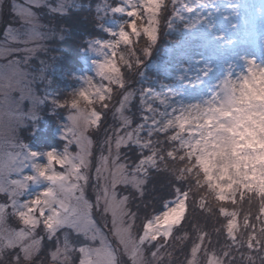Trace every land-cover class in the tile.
<instances>
[{
	"label": "snow or ice",
	"instance_id": "snow-or-ice-1",
	"mask_svg": "<svg viewBox=\"0 0 264 264\" xmlns=\"http://www.w3.org/2000/svg\"><path fill=\"white\" fill-rule=\"evenodd\" d=\"M3 4L0 0V9ZM75 4L76 0H58L55 6L47 0H12L10 11L18 26H7L0 41V58L11 57L8 66L27 65L37 51L45 50L42 41L57 35L52 29L42 31L47 25L33 9L47 7L66 16ZM245 4L242 0H105L97 5L98 20L111 13L123 15L125 22L116 31L105 29L108 38L89 42L104 56L97 64L99 84L87 78L86 86L75 94L88 104L101 103L111 111L116 125L105 130L97 153L91 137L103 128L107 113L94 107L82 110L76 100H52L59 107L74 110L68 115L67 143L62 154L54 150L44 153L49 187L23 202L28 182L37 179L24 176L23 169L40 153L28 151L24 142L13 145L7 175H0V195L6 197V202L0 203V264H161L166 256L171 258L168 241L187 211L180 189H176L179 202L164 201L157 214L136 231L129 195L123 190L130 188L144 195L148 167L156 164L155 153L141 152V159L130 168L122 161L121 152L130 145L149 149L151 140L140 135L146 130L150 138L156 132L176 129L169 139L190 148L205 172L214 171L217 160L227 161L230 155L238 154L239 130L247 106L255 103L264 109V4L257 10L258 29ZM162 34L175 40L159 61L148 63ZM237 66L242 74L234 72ZM134 69L160 74L163 81L170 82L160 84L167 92L156 91L151 83L133 88L129 74ZM137 74L144 84L147 72ZM39 78H43L42 72L34 75V79ZM92 93L98 94L97 101L90 98ZM29 94L33 107L47 99L32 96L31 89ZM177 94L206 98L181 108L179 115L159 112L150 102L167 105L168 97ZM133 105L139 112L135 125ZM26 113L24 120L36 119L33 110ZM165 116L169 118L161 121ZM72 145L75 151L70 150ZM89 186L94 200L87 195ZM95 213L100 215L99 221ZM9 217H15L19 227L12 226ZM45 239L54 242L46 254ZM161 239L164 243H159ZM248 247L253 248L251 241Z\"/></svg>",
	"mask_w": 264,
	"mask_h": 264
},
{
	"label": "trees",
	"instance_id": "trees-1",
	"mask_svg": "<svg viewBox=\"0 0 264 264\" xmlns=\"http://www.w3.org/2000/svg\"><path fill=\"white\" fill-rule=\"evenodd\" d=\"M104 2L105 0H76L75 6L66 16L53 13L47 7L35 8V12L43 20L44 25H47L43 31L47 32L52 29L57 35L44 40L45 50L38 52L36 57L30 59L28 67L40 68L45 65V70L49 74L51 68L48 67V63L51 66L57 63L60 69H75L81 66V58L87 52L89 42L108 37V33L100 27V24L104 25L105 21L118 17L111 13L103 17L104 14L101 12L99 15L103 18L97 19L96 7L98 4L103 5ZM108 2L115 3L118 0H108ZM48 3L55 5L56 0H48ZM5 17L7 22L14 20L13 14L9 11ZM119 18L125 19L124 16ZM174 40L175 37H167L162 34L148 63L155 61L164 52L167 45ZM39 58L45 60L44 64L40 63ZM145 63L147 64V61ZM140 71H146L148 75H152L150 69H134L129 74L130 84L133 88L145 86L137 74ZM54 79L57 78L54 77ZM57 81L64 85L61 80L57 79ZM52 88H54L53 85ZM55 91H58V96L62 99L70 97L67 89L58 87ZM113 95L114 97L118 95V90L114 91ZM52 105L50 102L42 105L40 117L34 122L28 121L25 127L19 130V137L24 143L37 145L39 142H43V145L64 148L67 142L57 138L55 131L59 119L67 109L61 107L56 109L57 114H50ZM96 106L100 111L107 113L106 119L103 121V128L98 132L94 131L91 137L96 144L95 151L98 153L105 130L113 129L116 122L113 120L111 111L104 109L100 103ZM132 118L133 125L139 122L136 105H133ZM143 134L147 136L146 131ZM171 134V132H156L151 136L152 150L137 149L130 145L121 152L122 161L126 162L130 168L141 159V152L148 155L152 151L157 156L155 166L148 169L144 195L141 197L130 188L125 190L129 195L128 205L135 215V230L139 231L149 217L157 214L164 201H175L177 199L176 189H180L182 194L180 198L183 197L186 202L187 211L183 221L173 229L172 237L168 241L167 251L171 253V258L166 256L161 264H188L194 249H198L197 255L200 264H204V260L210 255L214 256L221 264H264V218L261 215V200L263 198L255 193H247L245 196L237 195L234 201H221L216 198L202 184V174L189 170L192 162L184 157L183 152L177 150L176 141L169 139ZM70 150L75 151V145H72ZM170 152L173 154L172 156L169 155ZM88 191H92L91 186ZM224 210L235 211L241 218L242 228L234 240L228 235L229 218L223 214ZM253 236L255 239H252ZM249 241L253 245L252 249L248 247ZM159 243H164L163 239ZM44 244L46 254V248H52L54 242L46 239ZM257 248L258 250H256ZM225 252H227V256L224 255Z\"/></svg>",
	"mask_w": 264,
	"mask_h": 264
},
{
	"label": "rangeland",
	"instance_id": "rangeland-1",
	"mask_svg": "<svg viewBox=\"0 0 264 264\" xmlns=\"http://www.w3.org/2000/svg\"><path fill=\"white\" fill-rule=\"evenodd\" d=\"M18 3H22L23 0H16ZM48 2V0H47ZM242 2L246 3L245 7L248 9L249 16L252 19H255L257 29L260 23V17L258 14V9L264 4V0H242ZM12 0H4L3 8L0 9V41L4 40V33L8 25L18 26L14 20L12 22H7L5 14L7 11H10V5ZM58 0H56V4ZM55 4V5H56ZM53 5V4H52ZM53 5V6H55ZM6 6V7H5ZM9 6V7H8ZM35 11V8L33 9ZM39 16V15H38ZM118 17L111 18L104 22L103 30L110 29L112 31L118 30V28L125 22V19L119 18L123 15L116 14ZM40 18V16H39ZM40 22L42 24L43 20L40 18ZM4 24V26H3ZM43 31V29H42ZM106 32V31H105ZM108 33V32H107ZM108 37H102L98 39H106ZM44 41L42 44L44 45ZM16 46V45H12ZM168 47V45H167ZM43 51L39 50L35 55H33L30 59L39 54L38 52ZM164 52L161 53L155 61L151 63L157 62L163 57ZM9 58H0V68H3L7 64V60ZM104 56L100 51H94L90 46L85 52L84 56L81 58V66L75 69H60V66L56 63L51 66L48 63V67L51 68V72L47 74L45 70V65L40 68H35L28 65H22V68L27 73V77L30 80V86L33 87L36 95L40 96L42 99L47 97V99H43L42 103H38L35 107L30 101H25L23 104L24 111H28L30 108L34 111L36 119H27L25 125L28 121H36L40 117V111L42 110V105L46 102L52 103V100H64L58 96V91H55L56 88L61 87L62 89H67L70 94L78 92L80 89L85 87V81L87 78H92L99 84L100 78L97 76V64L103 62ZM39 61H45L44 59H40ZM47 69V68H46ZM37 70V71H36ZM149 70V69H148ZM42 72L43 78L34 79V75L38 76ZM234 72L238 74H242V70L240 67H235ZM61 80L64 85L59 83L57 79ZM235 78V77H234ZM154 82V83H153ZM161 82L170 83L168 81H163V78L160 74L155 73L152 70V75H148L146 77L145 86L147 83H151L152 87L162 93H166L167 89H162L160 87ZM52 85L54 88H52ZM211 91V89L209 90ZM90 98L93 101L98 100V94L92 93ZM206 97L203 96H181L177 94L176 96L168 97L167 105L160 104L159 101H150L153 104L154 109H159V112L172 113V115H179L181 108H186L189 104L202 103ZM70 99V97H69ZM87 103V101H85ZM53 104V103H52ZM88 104V103H87ZM99 102L89 104L92 108H96L99 110L98 106ZM101 104V103H100ZM61 108L55 104L52 105L50 114H57L56 109ZM173 109H176V112L173 113ZM69 111L59 119L57 130L55 131L56 137L59 139H63L66 133V126L70 123L68 120ZM159 112L156 113L157 117H159ZM169 117H160L161 121L167 119ZM22 126V127H25ZM21 127V128H22ZM159 127V125H158ZM176 129L170 130V132H174ZM241 132V136L238 144V154L230 155L225 160H217L216 167L214 171L205 172L202 170V167L198 164L197 158L195 155H191L192 150L190 148H184L180 146L179 141L177 143V150L183 152L184 157L192 162V165L189 166L190 171H194L197 174H202V184L207 187V189L219 200L221 201H234L237 195L245 196L247 193H255L257 196L262 197L261 200V215L264 218V109L259 108L253 103L250 106H247V111L244 113V124L243 127L239 130ZM147 132V130H146ZM159 133V132H157ZM141 138L145 141L149 140L148 136H145L143 133L140 134ZM187 138L186 134L185 137ZM151 140V139H150ZM18 141L23 142L18 133ZM26 143V142H25ZM28 151L40 153L34 161L30 162L28 167L23 169V175H35L34 169L32 167V163L40 162L47 163L46 156L44 155L47 151H55L57 154H62L64 148H58L53 146L43 145V142H39V144L35 145L33 143H27ZM151 144L149 146V150H152ZM152 152V151H151ZM155 153V152H154ZM149 155V154H148ZM154 159L157 161V156L155 153ZM151 166L148 167V169ZM148 174V172H147ZM224 177L223 179L221 177ZM208 177H211L209 179ZM50 182L45 181L43 179L37 178L35 182L29 181L28 187L25 189V195L21 197V202L26 201L31 198H35V196L49 187ZM92 189V188H91ZM124 189L123 191H125ZM87 195L90 199L94 200L93 192H89L87 189ZM1 196L0 203L6 202V197ZM3 197V198H2ZM220 197H224V199H220ZM184 200L183 197L180 198ZM175 201L179 202L178 199ZM129 206V205H128ZM130 208V207H129ZM223 214L229 218L227 223L228 235L231 239L234 235L236 237L237 233L240 232L242 228L241 218L235 211H227L224 210ZM97 220H100V215L95 213ZM9 223L14 227H19L18 221L15 217H9ZM231 224V235L229 234V225ZM107 231V230H105ZM111 239V237H109ZM46 240V239H45ZM45 242V241H44ZM75 242V241H74ZM50 249V247L46 248V251ZM198 249L193 250V255L190 258L188 264H200V259L198 257ZM199 259V260H198ZM150 260V258H149ZM125 264V262H122ZM204 264H221L214 256L210 255L204 260Z\"/></svg>",
	"mask_w": 264,
	"mask_h": 264
},
{
	"label": "clouds",
	"instance_id": "clouds-1",
	"mask_svg": "<svg viewBox=\"0 0 264 264\" xmlns=\"http://www.w3.org/2000/svg\"><path fill=\"white\" fill-rule=\"evenodd\" d=\"M24 73L25 70L22 67L16 68L6 64L0 68V175L4 176L7 175L10 166L9 153L14 151L13 145L18 141L19 130L27 121L22 118L27 114L23 109V104L25 101L33 103L29 89H31L32 96L36 95L33 87L30 86L29 78ZM70 100H76L82 110L91 107L75 93L70 94V99L62 101L69 103ZM33 169L35 175L31 176L47 181L48 163L35 162Z\"/></svg>",
	"mask_w": 264,
	"mask_h": 264
},
{
	"label": "water",
	"instance_id": "water-1",
	"mask_svg": "<svg viewBox=\"0 0 264 264\" xmlns=\"http://www.w3.org/2000/svg\"><path fill=\"white\" fill-rule=\"evenodd\" d=\"M3 26H4V24H3Z\"/></svg>",
	"mask_w": 264,
	"mask_h": 264
}]
</instances>
